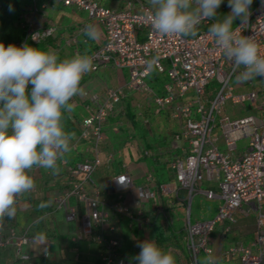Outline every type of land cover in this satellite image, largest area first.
<instances>
[{"label":"built area","instance_id":"2783aa9c","mask_svg":"<svg viewBox=\"0 0 264 264\" xmlns=\"http://www.w3.org/2000/svg\"><path fill=\"white\" fill-rule=\"evenodd\" d=\"M57 1L87 11L94 22L104 26V44L89 55L94 66L92 71L108 64L129 70L126 85L109 88L104 102L83 120L82 138L94 139L97 143L105 139V123L127 89L137 88L151 95L157 113L169 108L172 117L181 122V129L176 133L174 141L186 155L170 163L177 181L189 190L190 195H193L203 180L214 181L219 185L218 192L213 189L202 191L209 199L221 200L213 218L192 221L188 209L184 239L194 261L201 254L213 256L212 235L217 226L227 223L224 232H230L238 222V214L244 212L256 216V238L249 245H231L223 250L222 255L228 260L239 258L241 264H264V86L237 92V88L253 85L254 81L236 82L231 63L208 35V29L199 31L197 37L161 35L152 28L153 8L141 0H130L121 9L102 6L96 0ZM28 10L26 23L23 24L27 30L26 37L19 42V47L28 39L35 43L44 41L55 32L54 27L34 26L39 12L37 0H32ZM250 11L248 24L241 29L238 28L241 27L239 21L233 29L237 36H251L260 54L264 55V0L250 7ZM213 22L215 18L201 24L211 25ZM152 60H156L157 64L149 68L148 63ZM154 71L168 77L162 94L156 93L148 83ZM259 78L264 84V77ZM212 80H217L220 87L208 92L207 86ZM31 87L29 84V92ZM248 103L251 104L250 109ZM228 106L243 115L229 114ZM244 138L248 139V143L245 150L240 152L239 141ZM220 140L226 151L220 148ZM57 163L67 169L71 184V189L58 200V206L65 209L68 221L80 220L81 223L80 230L71 238L72 242L80 244L89 239L103 244L106 253L102 255V264H132L117 257L121 242L105 233L115 227L110 224V211L100 207L101 191L94 188L90 192L85 185L86 182H94L92 174L101 164L100 158L73 165L64 157L62 162ZM36 168L34 166L28 173L33 179ZM82 173L85 174L84 181L77 179ZM148 178L152 179L151 174ZM113 183L118 192L135 187L128 174L115 177ZM136 189L140 199L148 197L146 186H136ZM161 190L172 192L176 187L163 184ZM28 193L18 197L17 202ZM71 197L84 205L85 212H81L78 205L69 203ZM112 209L120 216H133L131 208L126 204L116 203ZM28 241V236L20 235L16 229H11L8 236H4L0 229V251L6 246H13L20 264L33 261L32 255L24 251Z\"/></svg>","mask_w":264,"mask_h":264},{"label":"crops","instance_id":"0c3cea01","mask_svg":"<svg viewBox=\"0 0 264 264\" xmlns=\"http://www.w3.org/2000/svg\"><path fill=\"white\" fill-rule=\"evenodd\" d=\"M96 1L105 7L121 9L130 0ZM141 1L152 7L149 0ZM226 1L223 3L228 8ZM37 6L43 26L55 29L45 44V51L54 52L60 60L77 54L90 55L104 44V26L94 22L87 11L66 6L57 0H37ZM88 24L97 29L98 38L94 41L87 40L83 35L82 30ZM128 80V68L114 64L101 66L83 77L82 93L70 101L74 105L73 111L65 112L62 118L65 130L72 137V151L64 157L73 165L100 158L101 164L92 174L94 182H86L85 185L90 192L94 188L101 191L100 207L110 211V224L115 227L105 233L120 240L121 245L117 249L119 259L138 264L134 260L141 250L137 245L145 240H156L161 249L174 257L176 264H194V258L184 239L188 209L192 220L194 193L199 190L204 195L202 191L206 189L218 192L219 185L214 181L203 180L197 185L193 195H190L189 190L177 181L170 163L176 158H184L186 153L174 141L176 133L181 129V122L172 117L170 109L166 108L157 113L151 95L137 88L127 89L105 123V139L97 143L94 139L82 138L83 120L104 102L109 88L123 87ZM259 81L258 85L237 88V92L264 86L260 78ZM155 91L158 93L157 89ZM163 91L162 88L159 93L162 94ZM227 112L233 116L243 115L235 112L232 106L227 107ZM216 132L220 135L219 130ZM247 143L246 138L239 141L240 152L245 150ZM219 146L226 151L222 140L219 141ZM111 155L113 157L109 159ZM59 168V173L55 175L50 170L39 167L35 169L34 189L16 203L17 212L14 218L5 216L0 220V229L4 236H8L11 229L28 236L29 241L24 245V251L33 257L30 264H102V255L106 253L103 244L89 239L74 244L71 240L80 230L81 223L80 220L68 221L65 209L58 206V200L71 189L67 169L62 166ZM122 174H128L135 187L118 192L113 180ZM150 174L152 179L148 178ZM77 179L84 181L85 174H80ZM163 184H172L176 190L164 192L161 190ZM136 186L148 188L149 194L145 200L140 199ZM215 199L221 203L219 198ZM69 203L78 205L81 212H85L84 205L74 197L70 198ZM116 203L128 205L133 216L116 214L112 209ZM211 218L213 217L208 219ZM226 224H219L212 235L213 257L217 264H241L239 258L225 259L222 252L237 243L249 245L256 238V216L254 213L240 212L238 222L228 233L224 232ZM97 231H100L99 228ZM205 256L201 254L198 258L203 259ZM0 264H20L13 246L1 249Z\"/></svg>","mask_w":264,"mask_h":264},{"label":"clouds","instance_id":"9594fccd","mask_svg":"<svg viewBox=\"0 0 264 264\" xmlns=\"http://www.w3.org/2000/svg\"><path fill=\"white\" fill-rule=\"evenodd\" d=\"M223 2L149 0L153 8L152 28L165 36L197 37L198 26L216 18ZM252 3L253 0H228L230 13L208 27V35L231 63L237 83L264 77V55L257 43L251 36H237L233 29L237 18L241 24L238 28L248 24ZM82 31L87 40L98 38L94 25H85ZM156 64L152 60L148 67ZM93 67L87 53L60 60L54 52L27 43L17 47L0 42V220L5 216L14 218L17 198L34 189V179L28 174L34 166L50 170L53 175L59 173L57 162L72 151V137L62 118L65 112L73 111L70 101L82 93L81 80ZM137 247L141 249L134 257L138 264H176L156 240H145ZM194 264L217 261L208 255L197 258Z\"/></svg>","mask_w":264,"mask_h":264},{"label":"trees","instance_id":"16d2710c","mask_svg":"<svg viewBox=\"0 0 264 264\" xmlns=\"http://www.w3.org/2000/svg\"><path fill=\"white\" fill-rule=\"evenodd\" d=\"M259 0H253L251 6H255ZM32 0H0V42H3L5 46L8 44H15L19 47V42L24 40L26 37V28L23 24L26 23L25 15L29 11L28 6L31 4ZM250 6V7H251ZM229 8H224L221 11H217V16L215 19H222L225 15L230 13ZM240 21L237 18L234 21L233 27ZM200 28V31L207 30L210 25H204ZM199 32V31H198ZM143 39V37H141ZM47 40L35 43L32 40L28 39L27 44L40 48L41 50L46 49L45 44ZM160 77H163V74H158L155 76L154 81L160 80ZM165 80L168 78L164 76ZM166 82V81H165Z\"/></svg>","mask_w":264,"mask_h":264},{"label":"rangeland","instance_id":"374dc122","mask_svg":"<svg viewBox=\"0 0 264 264\" xmlns=\"http://www.w3.org/2000/svg\"><path fill=\"white\" fill-rule=\"evenodd\" d=\"M226 2H228V0ZM227 6H228V3H227ZM253 7L254 6H251V8H253ZM224 8H225L224 3H222L221 6L217 9V11H221ZM36 21L37 22H35V24H34L35 27H41L43 25V22L39 18V16L36 18ZM202 27H203V25L200 24L198 26V31H200V28H202ZM155 76H157V72L154 71L153 74L151 75V77L148 79V82L150 83V85L152 87L155 88V90L156 89L158 90L157 91L158 94H161V93H159V91L162 90L163 85L165 84V81L168 80V78L165 80V78H164L165 74H163V77H160V80L154 81L155 80ZM253 81H254L255 85H258L259 82H260L258 77L253 78ZM219 87H220L219 82L217 80H212L211 83L207 86V91L211 92L213 90H216ZM251 87L252 86H250V88ZM28 91H29V89H28ZM247 106H248V109L251 108V104L250 103H248ZM219 203H220L219 200H217V199L209 200L199 190L196 191L194 193V195H193L192 205H191L192 220H194V221L196 219L206 220L209 217H214L216 215V213H217L216 209L218 208Z\"/></svg>","mask_w":264,"mask_h":264}]
</instances>
